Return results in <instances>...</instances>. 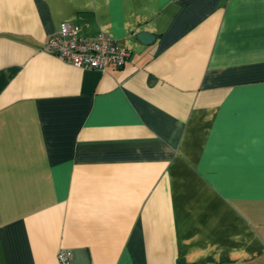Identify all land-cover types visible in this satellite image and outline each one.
I'll return each mask as SVG.
<instances>
[{
  "label": "crops",
  "instance_id": "obj_1",
  "mask_svg": "<svg viewBox=\"0 0 264 264\" xmlns=\"http://www.w3.org/2000/svg\"><path fill=\"white\" fill-rule=\"evenodd\" d=\"M63 21L123 67L48 53ZM60 249L264 264V0H0V264Z\"/></svg>",
  "mask_w": 264,
  "mask_h": 264
},
{
  "label": "built area",
  "instance_id": "obj_2",
  "mask_svg": "<svg viewBox=\"0 0 264 264\" xmlns=\"http://www.w3.org/2000/svg\"><path fill=\"white\" fill-rule=\"evenodd\" d=\"M79 31L78 23L63 21L59 30L45 41L44 48L48 53L80 68L100 71L124 65L129 57L128 49L120 47L104 32L83 37ZM57 255L59 264H72L73 254L69 249H62Z\"/></svg>",
  "mask_w": 264,
  "mask_h": 264
},
{
  "label": "water",
  "instance_id": "obj_3",
  "mask_svg": "<svg viewBox=\"0 0 264 264\" xmlns=\"http://www.w3.org/2000/svg\"><path fill=\"white\" fill-rule=\"evenodd\" d=\"M138 38L142 43L148 44L151 40H153L154 36L149 32H140L138 33Z\"/></svg>",
  "mask_w": 264,
  "mask_h": 264
},
{
  "label": "rangeland",
  "instance_id": "obj_4",
  "mask_svg": "<svg viewBox=\"0 0 264 264\" xmlns=\"http://www.w3.org/2000/svg\"><path fill=\"white\" fill-rule=\"evenodd\" d=\"M113 41H114V40H113ZM120 47H125V46H121V45H120ZM125 48H126V47H125ZM126 49H127V48H126ZM60 250H62V249H60ZM60 250L58 251V253L60 252ZM58 253H57V254H58ZM57 258H58V256H57ZM57 260H58V259H57ZM58 264H59V261H58ZM72 264H73V263H72Z\"/></svg>",
  "mask_w": 264,
  "mask_h": 264
},
{
  "label": "trees",
  "instance_id": "obj_5",
  "mask_svg": "<svg viewBox=\"0 0 264 264\" xmlns=\"http://www.w3.org/2000/svg\"><path fill=\"white\" fill-rule=\"evenodd\" d=\"M123 67V66H122ZM120 68V67H119ZM71 251V250H70ZM71 254H72V252H71Z\"/></svg>",
  "mask_w": 264,
  "mask_h": 264
}]
</instances>
